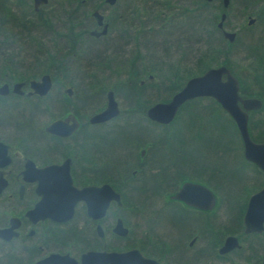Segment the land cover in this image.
<instances>
[{"label": "flooded vegetation", "instance_id": "1", "mask_svg": "<svg viewBox=\"0 0 264 264\" xmlns=\"http://www.w3.org/2000/svg\"><path fill=\"white\" fill-rule=\"evenodd\" d=\"M195 1L188 11L206 15L204 57L215 63L201 73L223 66L236 78L248 136L263 144L264 0ZM167 4L0 0V264H264V146L247 148L224 104L232 98L193 96L162 122L147 109L185 83L149 105L147 88L140 99L134 89L140 125L115 126L129 110L116 91L136 78L101 90L91 77L76 106L80 83L63 82L70 59H132V44L162 28ZM45 74L50 87L39 92L32 81ZM109 91L119 113L91 120ZM46 99L58 112L36 104ZM208 123L214 140L194 132Z\"/></svg>", "mask_w": 264, "mask_h": 264}, {"label": "rangeland", "instance_id": "2", "mask_svg": "<svg viewBox=\"0 0 264 264\" xmlns=\"http://www.w3.org/2000/svg\"><path fill=\"white\" fill-rule=\"evenodd\" d=\"M169 4L163 6L164 16L162 20V28L157 32L153 30L150 35L148 43L145 44L146 37L144 35L138 39V44H132V59H70L67 64V73L63 75V82H71L77 85L81 91L78 92L79 96L74 99V106L78 105V97L85 98L83 94L88 86L85 84L87 81H92L91 77H95L98 81V87L105 90L109 87L121 86L119 83L124 81V78L131 74V84L128 88L131 91L117 90V98L119 99L122 108H129L118 121H115L114 125H133L139 124L140 116L144 113L138 106L139 102H135L134 99L141 96V91L147 88L148 93L145 105H149L157 100H167L170 98L179 87H181L185 81L192 75L201 73L208 63L215 64L206 59L205 56V41L203 23L206 15L200 13L199 10L194 12L188 11L190 2L189 0H164ZM202 1V0H201ZM195 2H198L196 0ZM194 21V31L192 29V23ZM191 23V24H190ZM201 39L196 40V39ZM195 40V44H194ZM86 46L84 47V50ZM194 50L195 59H193ZM136 54V55H135ZM85 56L87 54H84ZM90 55V54H89ZM135 55V56H134ZM138 57V58H137ZM39 59V58H36ZM214 60V59H212ZM32 61V60H31ZM97 63V64H96ZM53 74L58 77V67L51 68ZM64 72V71H63ZM153 73L152 79H147L145 85L138 83L139 77H145L146 73ZM83 81V82H82ZM64 85H56V89L62 88ZM68 85V84H67ZM138 92L137 96H134V91ZM53 94V92H52ZM102 92H100V103L103 104ZM65 95H62L64 97ZM140 101V100H139ZM80 102V101H79ZM36 104L42 109V107L51 106V113L58 112V106L51 105L50 99L44 101H37ZM70 107V103H68ZM140 109V110H139ZM187 113L186 111H184ZM50 113H36L37 120H47ZM180 119L175 120L169 127H165L164 134H175L180 126ZM187 121L185 123V130H179V135H184L189 132V126L193 121ZM142 124V123H141ZM113 128V127H112ZM111 128V129H112ZM117 128V127H116ZM197 131V132H196ZM196 136L206 137L208 140L215 139L216 129L209 123L202 132L199 134V129H196ZM110 130H105V135H110ZM172 132V133H171ZM135 133V132H134ZM186 135V134H185ZM218 135V133H217ZM112 137V136H111ZM114 137V136H113ZM117 146V145H116Z\"/></svg>", "mask_w": 264, "mask_h": 264}, {"label": "water", "instance_id": "3", "mask_svg": "<svg viewBox=\"0 0 264 264\" xmlns=\"http://www.w3.org/2000/svg\"><path fill=\"white\" fill-rule=\"evenodd\" d=\"M223 72L227 73V79L225 81H221L220 79ZM32 85L39 92H45L50 87L49 75H43L41 81H32ZM237 88V80L233 75H231L227 68L223 66L212 67L201 74L189 77L181 89L175 92L168 101L154 103L147 109V114L153 119L168 122L173 118L178 106L184 100L199 94H212L219 99L226 96L233 99V101H228V103L224 104L227 106L229 112L238 121V125L242 135L244 136L247 148L249 146L253 148L263 147L264 143L256 144L252 142L248 136L246 118L242 115V112L234 101L237 98ZM118 113L119 108L117 102L113 97L112 91H109L107 105L101 111L92 115L91 120L102 121L115 116ZM59 122L60 120L51 123L48 128H55ZM116 196H118L117 193ZM118 254L120 253L116 252L115 257Z\"/></svg>", "mask_w": 264, "mask_h": 264}]
</instances>
